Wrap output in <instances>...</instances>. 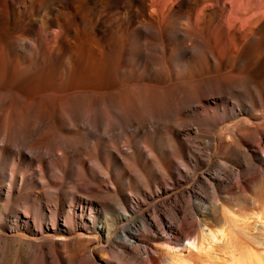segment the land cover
I'll use <instances>...</instances> for the list:
<instances>
[{"label":"bare ground","instance_id":"1","mask_svg":"<svg viewBox=\"0 0 264 264\" xmlns=\"http://www.w3.org/2000/svg\"><path fill=\"white\" fill-rule=\"evenodd\" d=\"M183 249L264 264V0H0V264Z\"/></svg>","mask_w":264,"mask_h":264},{"label":"rangeland","instance_id":"2","mask_svg":"<svg viewBox=\"0 0 264 264\" xmlns=\"http://www.w3.org/2000/svg\"><path fill=\"white\" fill-rule=\"evenodd\" d=\"M234 123V122H233ZM232 124V123H231ZM223 131V127L222 128H219L218 130H217V133H216V137H217V139H219V137H220V134H221V132ZM189 186H185L184 188H179V189H177V190H175V191H173L171 194H169V195H165V196H163V197H156V199L155 200H153V201H151V202H149L147 205H145L144 207H143V210H142V212H149V213H153V212H155L156 210H159V209H161V208H167L168 206H169V202L170 201H166L165 199L166 198H169L170 196H172V195H177V194H182V193H184V191H185V189H187ZM167 202V203H166ZM168 204V205H167ZM157 205V206H156ZM156 207V208H155ZM244 222V221H243ZM245 223V222H244ZM242 228H245V229H249V230H246L245 232L246 233H252L253 232V227H249L247 224H242L241 225V229ZM194 253V254H193ZM193 253H191V252H188V251H186V250H182L181 251V255H183V256H188L189 258L188 259H190V261H191V263L192 264H205L204 262H205V259H204V257H203V254L205 253L203 250H197V249H195L194 251H193ZM202 260V261H201Z\"/></svg>","mask_w":264,"mask_h":264}]
</instances>
